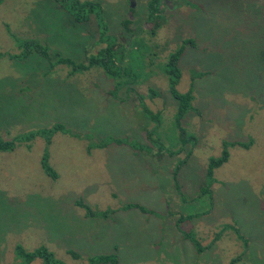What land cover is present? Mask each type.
I'll list each match as a JSON object with an SVG mask.
<instances>
[{"label":"rangeland","instance_id":"374dc122","mask_svg":"<svg viewBox=\"0 0 264 264\" xmlns=\"http://www.w3.org/2000/svg\"><path fill=\"white\" fill-rule=\"evenodd\" d=\"M80 1L100 5L105 30L96 13L76 21L55 0L0 2V138L15 142L0 150V264L20 263L17 245L45 246L62 264L109 254L120 264H264V0H163L150 22V0ZM126 19L137 32L127 50ZM187 38L176 86L193 92L183 138L163 65ZM25 40L77 63L119 41L127 74L8 58ZM55 123L66 131L49 144L14 139ZM224 148L210 181L208 163ZM45 152L56 178L41 168ZM77 200L108 216H86ZM182 231L208 247L198 253Z\"/></svg>","mask_w":264,"mask_h":264},{"label":"trees","instance_id":"16d2710c","mask_svg":"<svg viewBox=\"0 0 264 264\" xmlns=\"http://www.w3.org/2000/svg\"><path fill=\"white\" fill-rule=\"evenodd\" d=\"M1 1L2 0H0V2ZM162 1L163 0H150L148 2L147 12L149 13V16L146 19L147 21L150 22V21L155 20V17H157V14L159 13V10H160L159 5L162 3ZM55 2H57L60 5V7L64 8V10L67 11L69 13V15H71V17L76 21H85L88 19V16L90 14L96 13V17L98 19V25L101 28H104V30H105V25L103 23L101 15H100V11H101L100 5L98 3H91L88 1H80V0H55ZM162 5H163V3H162ZM131 23H132L131 19H126L125 21H122V24H121V26L123 27L122 35L124 37H126V34H128L127 37H129V40H128V38L125 40L126 43L128 44L127 48L125 50L129 49L130 47H133L134 44H132V38L136 37V35H137V32L134 29H131V27L129 26ZM139 27L142 28V26H139ZM153 29H154V27L151 29V31ZM104 41H106V40H101V41L99 40L100 43H103ZM192 43H193L192 39H190V38L184 39L181 42V44L176 49H174V51L169 53L168 57L166 58L164 65H163V72L168 77L169 92L177 102L176 122H177L178 127L181 130V136L183 138H186V137H184V135H183L184 130L179 126V120H181L183 115L189 109L193 108L191 105L192 99H193V92H192V88H189V90H187L185 92H179L178 89L176 88V86H177V83H178L180 76H181V69L179 67V60L181 58V55L183 54L184 47L187 44H192ZM20 45H21V51L19 53L8 55V58H10V59H16L17 58L18 60H23L31 54H36V55H39L41 57L47 58L48 60H53V61H50L52 63L49 66V70H52L55 65L65 64L66 66L70 67V69H69L70 74H74L75 72L85 71L94 65H98L99 67L102 68V70L105 72L106 75H108L114 79H116L117 77H120L122 75L127 74L126 71L124 70L125 64L127 63L126 62L127 59L125 60L124 63L120 64L119 62L122 59V57H119V53L116 51L117 46L122 45L119 43V41H117V42L111 41V42L105 43L104 47H101L98 52H96L95 54H92L89 57L88 61L85 63H80V62L77 63V62L73 61L71 58L64 57V56L58 54L59 51H55V49H50L48 46L42 45L40 42H38L36 40L35 41L25 40V41L21 42ZM125 53H126V51H125ZM2 55L3 54H0V57H2ZM116 89H117V87H115V90ZM141 109H143V111L147 115H149L150 118L154 122L158 123L159 113L152 112L150 109H148L144 105H142ZM59 130L66 131L65 127L62 124L55 123L51 127H48V128H40L37 130H31L24 135L20 134V135L16 136L14 139H16V141H25L27 143L28 148H29L30 147L29 142L31 140H33L34 138L39 137V136L44 137L46 139V143L49 144L50 135L53 132H57ZM152 134H153L152 130L147 131L148 138L150 137V139H151ZM111 139L112 138H108V141ZM231 144H235V142H232ZM14 146H15V142L13 140H3L0 138V150H3V151L4 150H12ZM48 158H49V154L47 152L43 153V155L41 156V161H40L41 168L51 178H56L57 173L54 171L52 166L49 164ZM227 159H228V153H227L225 148L223 149L222 154L219 157L210 159L208 166H207V170H206L207 177L209 178L210 181L213 178L212 176H213L214 170L216 168H218L219 166H221L223 163H225L227 161ZM176 168H178V166ZM177 172L178 171L176 169V171L174 172V175ZM176 188H178V187L176 186ZM204 189H205L204 192L209 191V187H207V188L205 187ZM201 190H203V188ZM76 204L79 205L80 207L84 208L86 216H90V217L97 216V217H102V218L108 216V212H106V211H94L87 204L83 203L81 200H77ZM134 207L139 208L142 211H146V209L143 208L139 204H126V205H124L123 208L129 209V208H134ZM193 216L194 215H188L185 217L181 216V217H179L177 222H180V220H182V219L184 220L185 218H191ZM231 228L237 234L238 238L243 240V242L245 243L244 237H242L239 234L238 230L232 226H231ZM221 229L213 237L212 242H214V240L218 239V235L220 234ZM182 234L184 237L190 239V241L194 244L197 251L201 252V251H203L204 248L208 247V246L202 247L199 244L198 240L191 233H187L185 231H182ZM15 252H16L17 256L20 258L19 264H29L35 258H41L44 261V263H46V264H62L54 258V255L52 254V252L45 246H41V247L34 249L33 251L27 252V251H24L21 246L17 245L15 247ZM69 252L73 255L75 254L73 251H69ZM239 258H240V256L233 258L230 261V264H234L236 262V260H238ZM97 263L120 264L118 262L117 256L115 254L93 257V258H90L88 261V264H97Z\"/></svg>","mask_w":264,"mask_h":264},{"label":"crops","instance_id":"0c3cea01","mask_svg":"<svg viewBox=\"0 0 264 264\" xmlns=\"http://www.w3.org/2000/svg\"><path fill=\"white\" fill-rule=\"evenodd\" d=\"M134 208H136V207H134ZM129 209H131V208H129ZM137 209H139V208H137ZM125 210H127V209H125ZM142 213H148V212H144V211H142L141 209H139ZM178 221V220H177ZM181 234V236L185 239V240H187V241H190V239H188V238H186V237H184L183 236V234H182V232L180 233ZM213 240V239H212ZM191 242V241H190ZM212 242V241H211ZM210 242V243H211ZM214 242H215V240H214ZM192 243V242H191ZM213 243V242H212ZM193 244V243H192ZM193 246H194V244H193ZM195 247V246H194ZM195 250L197 251V249L195 248ZM198 253H199V251H197ZM202 252V251H201Z\"/></svg>","mask_w":264,"mask_h":264}]
</instances>
